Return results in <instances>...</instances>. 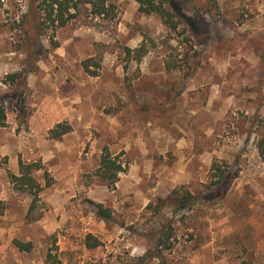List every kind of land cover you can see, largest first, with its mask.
<instances>
[{"label": "rangeland", "instance_id": "obj_1", "mask_svg": "<svg viewBox=\"0 0 264 264\" xmlns=\"http://www.w3.org/2000/svg\"><path fill=\"white\" fill-rule=\"evenodd\" d=\"M113 1V20H75L42 36L47 55L28 72L21 20L31 0H0V264H264V0H168L177 30L136 0ZM195 11L204 27L189 24ZM144 42L141 60L126 53ZM96 43L106 53L93 76L82 62ZM14 72H28L25 86L6 81ZM60 122L72 130L51 137ZM105 147L127 166L114 188L94 175ZM20 160L41 161L52 178L45 186L37 172L45 207L35 221L31 195L10 181ZM214 163L239 174L212 201L202 194ZM180 188L199 196L193 209H148ZM170 224L173 246H157ZM89 233L102 244L89 248Z\"/></svg>", "mask_w": 264, "mask_h": 264}, {"label": "trees", "instance_id": "obj_2", "mask_svg": "<svg viewBox=\"0 0 264 264\" xmlns=\"http://www.w3.org/2000/svg\"><path fill=\"white\" fill-rule=\"evenodd\" d=\"M139 3V11L144 14H157L163 22L168 25L172 30H177L182 24L181 18L167 5L168 0H136ZM187 3L191 0L186 1ZM118 6L113 0H31L30 13H26L22 20L21 26L24 32V50L28 53L30 64L27 66L26 71H33V63L40 57H45L47 51L42 45L41 38L44 35L51 33V36H55L56 31L68 25L72 21L81 20L85 23L95 24L96 18H105L113 20L117 17ZM201 13V14H200ZM204 13L195 11V14L188 19L191 27L198 25L197 27L205 26ZM83 15L87 16L85 20ZM200 15V16H199ZM199 18L200 21H196ZM217 20H212L215 23ZM205 22V23H203ZM96 55L91 56L83 60L82 64L86 72L93 76L98 75V68H100L103 56L106 53V48L101 43L95 44ZM149 51L146 42L142 43L136 49L126 48V53L131 55L132 52L136 53V58L141 60ZM95 67V69H92ZM176 64H172L171 61L166 60V68L168 70L175 69ZM28 72H14L8 74L6 81L10 84L16 83L18 86H25L27 83ZM7 113L2 100L0 99V127L7 125ZM259 119L254 118V123ZM259 128V126H258ZM72 130L70 124L66 122H60L55 128L50 130L51 137L62 136ZM257 135L260 137L257 142L260 155L264 157V132L260 129L257 130ZM127 166L120 160L119 156H114L107 147L104 148L101 156L100 165L94 170L95 177L102 183L106 184L110 188H114L120 178V174L125 172ZM214 179L211 181V189L209 192H203L209 200L215 201V199H222L225 197L227 190L229 189L233 179L238 176V170H232L229 165L223 166L219 163L213 164ZM44 170L46 175V185L49 186L52 183V178L49 176L46 167L41 161L25 162L20 160L19 173H11L10 181L13 186L20 190L27 192L31 195L32 201L27 213V219L29 221H35L40 218L45 204L41 198V193L45 186L37 179V172ZM201 195V194H200ZM198 195L194 194L188 189H174L171 194L166 198L157 197V204L150 202L148 209L154 208L157 212L161 211L162 207L172 205L175 209H193L197 203ZM96 214L105 220H110L113 216L111 208L105 206L103 203L90 202ZM172 225L163 229L158 235L157 246H163L170 249L173 245L169 242L171 239ZM14 244L21 251H31L33 248V242H25L18 238L14 239ZM102 244L101 240L95 235L89 233L86 238V245L89 248H96ZM160 256V254H159ZM51 258L52 254H48ZM147 257L138 258L134 264H142Z\"/></svg>", "mask_w": 264, "mask_h": 264}]
</instances>
